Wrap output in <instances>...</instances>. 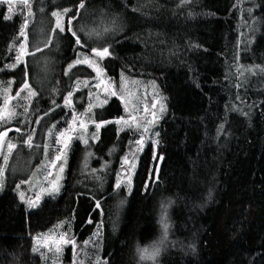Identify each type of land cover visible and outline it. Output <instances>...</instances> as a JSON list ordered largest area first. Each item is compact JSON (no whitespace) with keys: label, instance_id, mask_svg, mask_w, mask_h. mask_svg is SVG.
Masks as SVG:
<instances>
[{"label":"trees","instance_id":"trees-1","mask_svg":"<svg viewBox=\"0 0 264 264\" xmlns=\"http://www.w3.org/2000/svg\"><path fill=\"white\" fill-rule=\"evenodd\" d=\"M53 1L29 0L26 11L15 12L0 3V84L9 81L15 93L27 82L25 95L36 93L22 114L8 166L22 148L29 149L26 161L35 147L41 148V163L46 159L44 121L49 130L68 117L65 97L79 79H94L91 63L114 84L127 74L144 84L154 81L165 94L159 161H153L148 143L138 154L131 185L117 188L127 131L116 118L124 117V106L111 95L93 107V115L89 108L87 119L102 126L86 141L73 138L68 144L57 194L29 208L15 179L1 177L0 264H46L43 252L33 251L35 236L57 224L78 247L88 243L81 248L88 250L85 264H264V0H84L79 14L81 0ZM246 5L252 12L241 14ZM56 9H72L64 15L65 31H59L64 47L53 75L36 82L28 63L30 25L34 16H51ZM93 15L112 23L98 38L89 29ZM71 17L81 45L67 30ZM240 17L256 19L257 29L243 33ZM26 20L28 54L11 68ZM102 47L111 54L100 59L92 49ZM85 57L89 63L69 69ZM250 67L256 69L254 80ZM86 88L72 93L77 111L85 109ZM10 125L0 118V132ZM31 164L33 172L37 166ZM162 216L169 224L166 239ZM153 245L161 248L155 262L141 260L138 249ZM74 254L75 246H64L62 264H70Z\"/></svg>","mask_w":264,"mask_h":264},{"label":"rangeland","instance_id":"rangeland-1","mask_svg":"<svg viewBox=\"0 0 264 264\" xmlns=\"http://www.w3.org/2000/svg\"><path fill=\"white\" fill-rule=\"evenodd\" d=\"M240 1L241 3L250 2V0ZM57 2V0L53 1V3ZM0 3L5 4L7 11H9V8L11 7V12L23 9L26 11L29 6V0H12L11 4L8 3V0H0ZM241 9V14L243 11L247 15L252 12V7L248 5L241 7ZM54 12L63 11L61 9H56ZM241 17L239 20V28H242L241 31L243 33L257 29L258 23L256 19L251 18L246 22V20H244V18L241 19ZM56 19L57 18L53 15H46L43 17L39 14V16L33 17L30 25L29 44L32 47V51L28 55V63L31 71L30 77L36 82H40L42 79H46L48 76L51 77L53 75V70L50 71V69L58 62L64 47L63 37L59 34V30L56 29ZM91 20L93 24L89 29L96 38L102 35L105 32V29L110 28V25L112 24L109 21L101 19L98 15H93ZM26 39V33L24 35L20 34V39L15 50V63L21 45H25V51L27 53ZM77 65L79 64L73 65V67ZM91 66L95 70L94 79L91 82L79 79L75 83L71 92L73 93V91L80 89L83 85L87 87V90L89 89V97L86 96V99H84L85 109L83 111H77L74 109L71 95V103L67 104L70 110L68 117L64 116L60 118L54 123V127L49 130L47 128L48 122L44 121L42 132H44V135L46 134L45 142L47 143H45V147L47 149V154L45 155L46 159L42 163L40 147L30 149L32 153L30 154L29 159L32 161H26L27 158L23 154L28 148L21 149L16 161L11 167H9L7 161H5L4 157H8L9 154V143L13 144V138L20 134L19 122L22 124V114L25 110H28L27 106L32 95H25L29 91V89L24 88L25 84H23L15 93H11L12 87L9 81H4L0 84V118L6 117L11 124L9 128L0 132H7V136L0 139V169H2L0 181L1 177L3 178V176H6V173H8V178L15 179L13 183L15 184L16 191L20 197L21 194H23V199H21L28 207V201L37 202L38 205L43 197L57 194L65 175L70 147L68 144H70L73 138H79L81 139L80 141H86L91 137L92 130H94L100 122L89 121L87 119V110L92 108V110L88 112V115H90L91 112L93 115V107H98L103 104L107 100L106 97H110L111 95L119 96V101L124 106L125 115L124 117L116 118V122L119 121L118 124L122 123V129H126L127 131V136L125 138L127 147H125V151L120 157V164L116 174V186L118 181H122L120 187L126 188L131 185L130 183L135 165L137 164L138 154L148 146V143L152 146L153 161L155 160L157 163L159 161V157H157L158 120L162 117L166 109L165 94L159 89L154 81L149 80L144 84L140 81L141 78L137 77L139 78L138 80H132L127 74H123L119 77V81L114 84L111 78L105 74L104 69L101 66L96 63H91ZM254 67L257 69L259 68L257 66ZM246 71L250 73V78L253 79L252 77L255 74L254 71H256V69L250 67L247 68ZM161 105L164 107L163 112L160 110ZM9 114H11V118H8ZM90 122L93 124L92 127L88 126ZM101 126L98 127V132ZM17 129H19V131H17ZM138 141L142 142L137 143ZM57 156H61V159L57 160ZM154 156L156 157L155 159ZM30 163H32L31 165L37 166L33 172L30 171ZM156 165L157 164H155V166ZM54 187L58 188V191L53 192L52 189ZM105 224L109 229L113 230L112 220H110V218H107ZM69 232L70 231L64 228L62 224H57L54 228L35 236V247H38L43 252L46 264H62L61 259L63 257V247L68 244H62L60 246V251L57 252V246L53 241H58L60 235L65 233L67 234L68 239L73 240ZM96 235L97 232H95L90 239L91 243ZM87 245L88 243L83 246ZM74 246L75 254L70 264H85L88 250L81 252L83 246L78 247L77 243L72 244V247Z\"/></svg>","mask_w":264,"mask_h":264},{"label":"snow or ice","instance_id":"snow-or-ice-1","mask_svg":"<svg viewBox=\"0 0 264 264\" xmlns=\"http://www.w3.org/2000/svg\"><path fill=\"white\" fill-rule=\"evenodd\" d=\"M12 0H8V3L11 4ZM84 7V0H81V3H80V6L78 9H76L77 13L79 14V10L82 9ZM9 11L11 12L12 9L11 7L9 8ZM72 11V9H64L63 12H53L52 15L54 17H56V29H58L59 31L63 32L65 31V25H64V15L68 12ZM7 18H10V17H7ZM76 17H71L70 19H68L67 21V30L72 32V35L73 36H76V44L77 45H81V40L79 38V36L77 35V32L73 30V27H72V24H73V20L75 19ZM27 20L25 21V24L22 26L21 28V35H24V29L27 27ZM105 31H107V29H105ZM93 53L95 54L96 57L100 58V59H103L104 57L106 56H109L111 53H110V50L108 47H102L101 49H92ZM28 54L26 53L25 51V45H21L20 47V50H19V54L17 55L16 57V63L15 64H12L10 65L9 67L11 68H15L23 59V57ZM75 64H80V63H89L87 57H85L83 60L81 59H77L75 62ZM73 67V65H69V69H71ZM66 74H67V70H66ZM24 88L25 89H29V84L27 82H25V85H24ZM36 93L35 92H31L30 91V95L34 96ZM19 95V93H18ZM71 95L72 93L69 92L68 96L65 97V103L66 104H70L71 103ZM161 112L164 111V107L163 105H161ZM155 115V114H154ZM8 118H11V114H9V117ZM119 122V121H117ZM97 127H100V125H97ZM17 131H19V129H17ZM7 136V132H3V133H0V139H2L3 137ZM142 141H138L137 143H141ZM26 143H28L29 145H31V137L28 138V140L26 141ZM9 147V152L11 151V149L15 148L16 146L13 145V144H10L8 145ZM63 155V154H61ZM7 156L4 157L5 161H7ZM156 157L154 156V159ZM57 160L61 159V156H57L56 157ZM162 159V157H161ZM134 167V165H133ZM62 170V169H61ZM153 172H157L158 169H153L152 170ZM0 176H2V169H0ZM121 183L122 181H118L117 183V188H119L121 186ZM130 183V181H129ZM0 187H2V181H0ZM146 188H147V185H146ZM53 192L55 191H58V188L54 187L52 189ZM21 198L23 199V194H21ZM169 203H171V201H169ZM28 204H29V208H33V207H36L37 206V202H34V201H28ZM99 202H97V208H99ZM163 207H167V205H164ZM161 224H162V227L164 229V239L167 238V234H168V228H169V224L167 223V218L166 216H162L161 217ZM59 227V226H57ZM164 239H162L160 241V244H163L164 242ZM53 243L56 244V250L57 252L60 251V246L62 244H74V241L71 240V239H68L67 237V234H61L60 235V239L58 241H53ZM87 243V241L85 242ZM39 248L38 247H34L33 248V251L36 252L38 251ZM139 253H140V259L141 260H152L153 262H155L156 258L160 255L161 253V248L159 246H156V245H153L151 247V250H149V248H142V249H138Z\"/></svg>","mask_w":264,"mask_h":264}]
</instances>
